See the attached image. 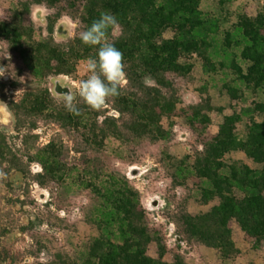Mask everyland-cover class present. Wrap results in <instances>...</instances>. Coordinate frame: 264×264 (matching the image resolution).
I'll list each match as a JSON object with an SVG mask.
<instances>
[{
  "label": "rangeland",
  "instance_id": "1",
  "mask_svg": "<svg viewBox=\"0 0 264 264\" xmlns=\"http://www.w3.org/2000/svg\"><path fill=\"white\" fill-rule=\"evenodd\" d=\"M219 2L201 0L202 18L218 19L219 31L211 29L203 37L205 45L180 58L184 73L175 76L176 107L161 116V130L154 131L139 117L118 111L125 101H133L126 76L120 95L99 110L78 96L80 81L89 75L88 59L75 60V71L67 75L34 77L13 45L65 44L80 34L79 24L43 1L0 0V141L11 147L0 159V264H92L100 234L90 219L93 194L75 184L83 170L125 176L139 191V226L159 241L145 243L138 264H264V242L250 236L248 225L230 219L216 229L201 218L218 201L202 195L204 182L195 171L199 152L219 134L226 117L237 116L232 124L244 137L260 120L264 105V84L258 86L247 76L243 47L225 45L227 38L241 39L238 32L229 36L232 23L241 15L264 13V0H224L222 6ZM112 34L119 36L121 27L114 26ZM174 35L169 28L163 38ZM42 59L50 61L51 56L44 53ZM46 84L65 110V94L76 96L81 114L74 116H81L82 123L78 129L63 128L27 113L20 117L18 134L7 104L20 101L25 92H43ZM144 111L142 107L137 114ZM34 121L37 128L32 129ZM154 135L159 138L152 139ZM29 156L35 160L31 165ZM47 157L73 169L63 183L36 182L33 174L42 170L37 161ZM228 158L248 162L241 152Z\"/></svg>",
  "mask_w": 264,
  "mask_h": 264
},
{
  "label": "trees",
  "instance_id": "2",
  "mask_svg": "<svg viewBox=\"0 0 264 264\" xmlns=\"http://www.w3.org/2000/svg\"><path fill=\"white\" fill-rule=\"evenodd\" d=\"M35 1H43L54 7L58 15H69L79 24L80 34L65 44L46 43L36 48L31 43L14 44L13 49L30 73L39 80H45L50 76L74 72L75 60L96 58L99 45L84 44L80 35L102 12H110L116 16L121 34L113 36L112 27L108 40L123 53L125 76L133 97V101H125V108L118 111L130 112L154 131L161 130V116L170 114L176 107L175 76L184 73L180 58L184 53L205 45L204 38L209 36L210 30L214 29L217 33L220 27L218 19L202 18L201 0ZM219 4L222 6L224 0H220ZM169 28L174 29L175 35L165 39L163 33ZM233 32L241 33V39L234 42L227 38L225 45H241V57L249 62L247 76L258 86L264 84V13H258L255 17L239 16V20L232 23L229 36ZM44 53L51 56L50 61L42 59ZM144 78L153 80V84L146 83ZM7 106L15 117L18 134L23 125L20 117L27 113L54 120L63 128L75 126L78 129L82 123L81 116L76 119L61 107L48 84L43 92H25L20 101L12 100ZM142 107L145 111L140 116L137 113ZM259 112L260 120L253 122L244 137L233 127L237 116L226 117L219 134L205 143L199 152L195 171L204 182L202 195L207 201H218L201 217L205 219L204 222L219 229L225 221L235 219L248 225L252 238L264 242V105ZM103 123L106 124V120ZM31 125L32 129L37 128L36 121ZM93 125H98L97 120ZM157 138L158 135L152 136V139ZM10 149L7 142L0 141V159ZM237 152L243 153L248 162L228 158ZM29 159L31 165L35 160L31 156ZM37 162L42 170L33 176L41 186H46L51 180L63 183L73 171L66 162L50 160L49 157ZM15 167L26 174L22 165ZM75 184L89 189L93 194L90 219L100 235L97 250L92 253L90 262L138 264L145 243L153 239L159 241V237L152 236L139 226V191L129 184L125 176L96 170L81 171ZM217 235L222 237L220 233Z\"/></svg>",
  "mask_w": 264,
  "mask_h": 264
},
{
  "label": "clouds",
  "instance_id": "3",
  "mask_svg": "<svg viewBox=\"0 0 264 264\" xmlns=\"http://www.w3.org/2000/svg\"><path fill=\"white\" fill-rule=\"evenodd\" d=\"M117 23L116 16L105 11L80 35L84 44L99 45L97 57L87 61L89 75L80 81L78 92L79 98L95 110L103 108L109 98L119 96L125 80L123 53L108 40L109 30ZM63 102L68 112L76 116L81 114L76 96L65 94Z\"/></svg>",
  "mask_w": 264,
  "mask_h": 264
},
{
  "label": "water",
  "instance_id": "4",
  "mask_svg": "<svg viewBox=\"0 0 264 264\" xmlns=\"http://www.w3.org/2000/svg\"><path fill=\"white\" fill-rule=\"evenodd\" d=\"M61 92H63V90L59 89ZM66 91V90H65Z\"/></svg>",
  "mask_w": 264,
  "mask_h": 264
}]
</instances>
